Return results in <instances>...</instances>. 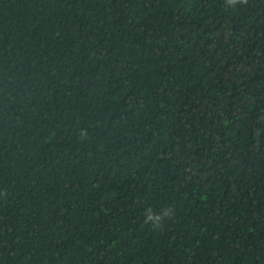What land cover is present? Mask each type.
Segmentation results:
<instances>
[{
  "label": "trees",
  "instance_id": "trees-1",
  "mask_svg": "<svg viewBox=\"0 0 264 264\" xmlns=\"http://www.w3.org/2000/svg\"><path fill=\"white\" fill-rule=\"evenodd\" d=\"M4 189L0 264H264V0H0Z\"/></svg>",
  "mask_w": 264,
  "mask_h": 264
},
{
  "label": "clouds",
  "instance_id": "clouds-1",
  "mask_svg": "<svg viewBox=\"0 0 264 264\" xmlns=\"http://www.w3.org/2000/svg\"><path fill=\"white\" fill-rule=\"evenodd\" d=\"M248 0H225V6L229 8H236L238 5H246ZM5 197L8 195L7 189H4L2 193ZM174 208H165L159 214L155 213L152 209L145 211V225L151 224L154 231L162 230L165 227L167 220H171L175 217Z\"/></svg>",
  "mask_w": 264,
  "mask_h": 264
}]
</instances>
